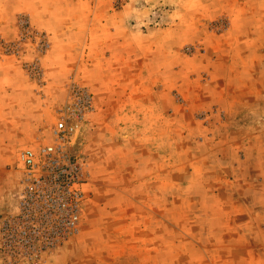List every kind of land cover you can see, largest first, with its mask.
Instances as JSON below:
<instances>
[{"label":"rangeland","instance_id":"374dc122","mask_svg":"<svg viewBox=\"0 0 264 264\" xmlns=\"http://www.w3.org/2000/svg\"><path fill=\"white\" fill-rule=\"evenodd\" d=\"M72 99L70 230L18 153ZM0 264H264V0H0Z\"/></svg>","mask_w":264,"mask_h":264},{"label":"built area","instance_id":"2783aa9c","mask_svg":"<svg viewBox=\"0 0 264 264\" xmlns=\"http://www.w3.org/2000/svg\"><path fill=\"white\" fill-rule=\"evenodd\" d=\"M86 103L85 99L81 102L72 99L51 126L49 141L39 147L25 146L19 150L22 167L19 216L38 208L53 225L70 230L77 228L88 176L84 160L71 150L83 117L82 106Z\"/></svg>","mask_w":264,"mask_h":264}]
</instances>
